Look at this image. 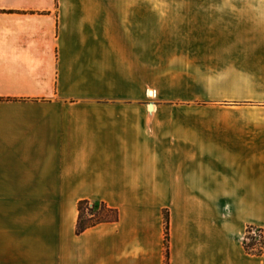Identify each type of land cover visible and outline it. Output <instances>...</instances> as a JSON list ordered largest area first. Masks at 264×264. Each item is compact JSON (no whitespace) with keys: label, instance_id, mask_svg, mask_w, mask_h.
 I'll return each instance as SVG.
<instances>
[{"label":"crops","instance_id":"crops-1","mask_svg":"<svg viewBox=\"0 0 264 264\" xmlns=\"http://www.w3.org/2000/svg\"><path fill=\"white\" fill-rule=\"evenodd\" d=\"M144 2L0 0V264H264V0Z\"/></svg>","mask_w":264,"mask_h":264},{"label":"trees","instance_id":"trees-1","mask_svg":"<svg viewBox=\"0 0 264 264\" xmlns=\"http://www.w3.org/2000/svg\"><path fill=\"white\" fill-rule=\"evenodd\" d=\"M78 217L75 227V234L80 235L85 230L99 224L113 223L118 221V211L110 208L102 201L80 200L77 203ZM264 239V229L255 226H248L242 241L244 251L252 256H264V241L255 242V237ZM164 264H168V223L165 218L164 229Z\"/></svg>","mask_w":264,"mask_h":264},{"label":"rangeland","instance_id":"rangeland-1","mask_svg":"<svg viewBox=\"0 0 264 264\" xmlns=\"http://www.w3.org/2000/svg\"><path fill=\"white\" fill-rule=\"evenodd\" d=\"M116 1V0H113ZM118 1V0H117ZM121 1H145L144 3V9L145 13H154L159 14V20L161 26H167V25H176V29L172 30L171 28H165L170 29V37L175 38V45L176 46H182L183 43V31L180 29L179 25L183 24V9L185 1H201V0H121ZM194 8V7H193ZM150 10V11H147ZM152 10V11H151ZM169 20V22H168ZM175 31V32H174ZM173 33V34H172ZM195 37V34L193 33V38ZM167 39V38H165ZM166 44V43H164ZM263 238H259L258 236L255 237V242L261 243L263 242Z\"/></svg>","mask_w":264,"mask_h":264},{"label":"bare ground","instance_id":"bare-ground-1","mask_svg":"<svg viewBox=\"0 0 264 264\" xmlns=\"http://www.w3.org/2000/svg\"><path fill=\"white\" fill-rule=\"evenodd\" d=\"M154 95H155V93H154L153 90H151V91L148 92V96H149V97H154Z\"/></svg>","mask_w":264,"mask_h":264},{"label":"water","instance_id":"water-1","mask_svg":"<svg viewBox=\"0 0 264 264\" xmlns=\"http://www.w3.org/2000/svg\"><path fill=\"white\" fill-rule=\"evenodd\" d=\"M151 108H152V105L150 104V105H149V109H151Z\"/></svg>","mask_w":264,"mask_h":264}]
</instances>
